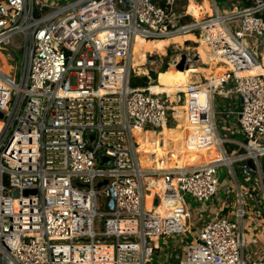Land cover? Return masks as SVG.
<instances>
[{
    "label": "built area",
    "instance_id": "2783aa9c",
    "mask_svg": "<svg viewBox=\"0 0 264 264\" xmlns=\"http://www.w3.org/2000/svg\"><path fill=\"white\" fill-rule=\"evenodd\" d=\"M208 1L212 13L198 19L188 0H130V8L122 0H0V46L24 51L18 73L0 69V264H153L155 237L189 232L186 196L203 214L220 191L223 166L239 182L231 188L235 218L204 221L187 239L181 264H264V255H246L243 225L255 197L264 204V74L238 73L264 67V0ZM188 33L232 66L219 84L205 78L177 91L181 103L189 96L196 147L215 145L222 157L142 170L133 131L157 130L173 103L152 89L156 79L131 85L135 39ZM7 50L8 63L15 56ZM232 95L236 109L222 108ZM152 185L180 201L181 213L145 210ZM28 189L37 192L25 196ZM161 201L158 195L153 202Z\"/></svg>",
    "mask_w": 264,
    "mask_h": 264
},
{
    "label": "crops",
    "instance_id": "0c3cea01",
    "mask_svg": "<svg viewBox=\"0 0 264 264\" xmlns=\"http://www.w3.org/2000/svg\"><path fill=\"white\" fill-rule=\"evenodd\" d=\"M195 1L197 2V0H195ZM189 4H190V0H188V6H189ZM193 8L195 10H192V12H193L192 14L196 18H199L203 15L201 13V14H198V16H197V8H195V7H193ZM192 34L196 37L199 36V35H197V33H188V34H186V37H188L190 35L192 36ZM194 42L195 41H192V40H185V45L183 46V48L185 50L191 49V46H187V44L188 43H194ZM197 42H199V39L197 40ZM163 45L166 46L165 44H163ZM171 45H175V44L171 43ZM171 45H169V46H171ZM199 45H200V43H199ZM169 46L166 47V50L169 48ZM150 48H153V44H151ZM198 48H199V46L196 49L197 54H198ZM193 54H189V55L193 56ZM146 58H147V55H146V57L142 58L143 60H142V62H140L141 64H137L136 67L137 66L143 67L144 65H146L147 64ZM176 62L177 61H175L173 63L174 66H175ZM199 62H201L202 65H206L202 61L197 62V66H198L197 77L199 76V74H204L205 75L204 78H206V79H208L206 75H209L212 78L213 77L222 78L221 76L223 75V72L217 70L216 66L213 67V65H212L211 67H208L206 65V69H205L204 67H202L200 65ZM177 71H179V70H177ZM146 72H148V71H146ZM186 73H191V72L182 73L181 71H179L178 76H176V74H174V72H173L172 77H170V79H173L175 81V83H178V82L184 83L186 79H189V80H191V81H189V84H194V83H197L199 81H202V80H200V78H197V81H194L193 78L196 77V75L193 77H188V76H185ZM164 131H167V135L163 139L158 140L157 142H155L153 144L154 147H156L160 150H156L153 152H150V151L147 152L148 159L145 158V160H147V162L149 160V162H150L149 168L150 169L157 168V169L163 170V169H170V168H178L181 166L191 167V166H193L197 163L203 162V161H216V160L220 159L219 158V159L213 160L209 155V156H204V157H202V159L197 160V158L195 156H192L193 151L198 152L201 150H207L211 147L217 148L218 151H220V150H219V147H217L215 145L210 146V147H206L204 149H199L198 147L193 145L194 142L192 141V139L188 138L187 131L184 128H182L180 126L176 127V125L174 123L169 122L166 125V128L164 129ZM147 132H148V130L145 129L143 131L142 137H144V135ZM142 137L138 141V144L143 141ZM184 137H185V139L183 140ZM138 144H137V146H138ZM185 154H190V157L192 159L190 164H187L186 162H184L183 155H185ZM230 183H231V185H233V188H235V187H237V184L239 182L234 180V184L232 181ZM166 193L163 190V188L159 185L155 186L153 191L151 190V195H152V209H151V211H154L155 213H159V214H164L168 211H170L171 213H176V212L181 213L180 211L183 207L182 203L180 201L172 200L170 196H166ZM158 195L161 197V199L163 201H161L160 204L155 205L153 201H154V198ZM218 195H219V193L217 194V196ZM228 196H233V195L227 194L226 199H224L220 204L219 203L216 204L214 208H212V207L210 208L206 204H204V206L202 207L203 210H205L206 212L208 211L210 214L206 217L202 216L203 218L200 217V215H197L198 216L197 223L193 221V211L190 210L189 205L186 203V199H185V203H184L185 208H186L187 212L190 213L189 219L187 221V229H189V232L177 233V234L165 236L164 238H161V239H163V245H167V243H169L168 239H170V238L178 239L177 237H181V238H179L178 244L183 243L185 241V237L191 236L193 234L194 230L197 229V233H198L200 227L202 226L204 221H206L207 217L210 218V217H214V216H218V215L219 216L220 215H227L230 218H235L234 200L232 202H228V200H227V199H229ZM164 197L166 199H164ZM257 200H258V198L255 197V199L251 202V205L249 206V210H247V212H248L247 216L243 222V225H244L246 232H247V247H246L245 253L249 258H252V259H260L264 255V204L259 206L258 205L259 203ZM197 212H199L198 209H197ZM180 217L184 221L185 216L181 215ZM195 227H197V228L195 229ZM195 235H192V236L194 237ZM161 239L158 240V238L155 237L156 245H157V247L160 248L159 250H156L155 253L159 256V258H165L166 260H168V262H165V260H164L163 263L159 262L158 264H177L176 262L179 260H180V264H181V257L183 258V254L186 250V243L187 242H185V244L180 248V252L182 251L181 255H178L177 253L179 251H177V252H175V256L173 257L174 254H172V252H170L167 255L163 253V251L165 250V247L161 244V242H162ZM175 243H177V242L175 241Z\"/></svg>",
    "mask_w": 264,
    "mask_h": 264
},
{
    "label": "rangeland",
    "instance_id": "374dc122",
    "mask_svg": "<svg viewBox=\"0 0 264 264\" xmlns=\"http://www.w3.org/2000/svg\"><path fill=\"white\" fill-rule=\"evenodd\" d=\"M48 4H53V5H62L64 3L67 2V0H46ZM204 5L205 0H203ZM219 4L221 5V1H219ZM198 35V34H197ZM200 39L199 36H194L192 34V36H188L186 37V35H183L182 38L180 37H174L172 38L173 41H171V43L175 44V45H166L164 46V48L162 46H160V40L158 39H153L152 42L149 40H146V43L140 47V49L136 52V59L137 58H143L142 55H146L148 53H150L147 64L143 66V68H145L148 72L146 73H138L136 71V73L134 74V77L131 78V85L132 86H139V87H143L145 85L148 84L150 80V78L152 80H157L158 83H162L160 82L159 79H166L172 77V73L176 72V76L179 75V71H177V69H172L171 66L173 65V61L179 56H182L183 54H197V47L200 46L199 42H197V40ZM176 40V41H175ZM185 40H192L195 41L194 43H188L187 46H191V49H187L185 50L183 48V46L185 45ZM198 43V44H197ZM18 45H21L22 42H17ZM151 44H154V48H150ZM169 46V48L166 50V47ZM187 48V47H186ZM163 49V51H162ZM6 47L5 46H0V59L3 63V67H4V72L5 73H9L10 71L12 73H18L19 70L21 69V65L24 61V51L22 49H18L16 51H13L12 48L8 49L7 52H11L14 55H11L12 58L15 59L13 61L8 60V63L6 61V58L3 54H6ZM200 65L202 67H204L206 69V65H202L201 62H199ZM12 66V67H11ZM12 68V70H11ZM216 69L223 72V74H225L229 68L227 66H222V65H216ZM197 75V71L191 72V73H186L185 76L188 77H193ZM204 74H199L198 77H194L193 80L197 81V78H200V80H205L204 78ZM150 77V78H149ZM156 82V81H155ZM163 84V83H162ZM231 86H233V82L230 84ZM229 85V86H230ZM203 103V100H201V104ZM234 103L235 104H239V97L237 95H232L230 99L228 100H224L221 101V107L224 108V106L228 109V108H235L234 107ZM231 122V120H230ZM233 123H235L234 121H232ZM221 133L223 134V130L222 128H220ZM167 135V131H164V129H157V130H148V132L144 135V137H142L143 141L140 142L138 144V152H139V157H140V162H141V166L144 167L145 166V158L148 159V154L147 152H153L156 150H160L156 147H154V143L157 142L158 140L163 139L165 136ZM238 139L244 140V136L243 135H238L236 136ZM185 139V137L183 138V140ZM227 146V144L225 145ZM159 152V151H158ZM215 160V159H219L221 158V153L220 151H218L217 148L211 147L207 150H201V151H193L192 152V156H195L197 158V160L202 159V157L204 156H209ZM183 160L184 162H186L187 164H190L192 159L190 157V154H185L183 155ZM148 163L150 164L149 160ZM236 168V172L238 174L239 177V181L242 182V180L244 179L238 169L237 164L235 165ZM228 168L227 167H220L219 168V172H218V176L220 179V191H219V195L215 198H213L212 200L206 202V205L208 207H212L214 208L216 204H220L224 199H226L227 194L232 195L231 194V188L233 189V185H231V181L234 184V178H232L229 174H227ZM229 199L228 202H232L234 200L233 196H228ZM186 203L189 205V208L191 211H193V221L197 223V215L200 216H206L207 212L203 211V214H199L200 212H197V209L199 208V206H201L200 203H198L197 201H195L192 197L190 196H186ZM247 210H249V206L247 207ZM199 211V210H198ZM211 211V210H210ZM209 213V212H208ZM210 214V213H209ZM210 218L207 217L206 221H208ZM197 227H195L196 229ZM197 233V229L193 231L192 235H195ZM191 235V236H192ZM189 236V237H191ZM188 236L185 237V241L181 244H178L179 238L181 237H177L178 239H173L170 238L168 239L167 245H163V239L161 244L165 247V250L163 251L164 254H169L170 252H172L173 257L175 256V252L179 251L177 254L181 255L182 251L180 252V248L185 244V242H187V239H189ZM175 241L177 243H175ZM177 247H176V246ZM176 247V248H175ZM163 254V255H164ZM172 257V258H173ZM168 262V260H166L165 258H159V256L157 254H155L154 257V261L153 264H158L159 262ZM177 261V260H176ZM177 264H180V260L176 262Z\"/></svg>",
    "mask_w": 264,
    "mask_h": 264
},
{
    "label": "bare ground",
    "instance_id": "6f19581e",
    "mask_svg": "<svg viewBox=\"0 0 264 264\" xmlns=\"http://www.w3.org/2000/svg\"><path fill=\"white\" fill-rule=\"evenodd\" d=\"M205 3L206 4L204 5L203 2L202 3H197L195 0H190L188 11L190 13H193L192 10H195L193 8V7H195V8H197V16H198V14H201V13L203 15L205 13H210L211 14L212 13V9L210 7L209 1L205 0ZM202 16L199 17L198 19H201ZM175 36L176 37H180V38L183 37V35H175ZM175 36L169 37V38H159L158 40H160V42H159L160 46H162L164 48L163 44L171 45L172 38H174ZM146 40H149V39H145L143 37H139L138 36L135 39L133 50H132L131 64H132L133 67H135V69H136V71L138 73H145L147 71L142 66H137L136 67L137 64H141L140 62H142L143 59L142 58H137L136 59V57H135L136 52L140 49V47H142L146 43ZM152 40L153 39H150L149 41L152 42ZM199 43H200V46L198 48V54L193 55V60H194L195 64L192 63L191 65L186 66L185 68H182V69L177 68L176 64H175V66L173 64L171 66V68L172 69L175 68V69L181 71L182 73L194 72V71L198 70L197 62L198 61H202L208 67H211L212 65H213V67H215L216 65H222V66H227L229 68V70L232 69V66L227 61H224V63H219L220 58L216 57L213 54L211 46L209 45L208 42H206V40L203 37H200ZM154 47L155 46L153 44V48ZM162 51H163V49H162ZM142 57L144 58L145 55H142ZM178 59H180V56L178 57ZM174 61H178L177 58ZM0 69L4 72V67H3V63L1 61V59H0ZM238 73L240 75H260V74H264V67H263V65H256L254 67H250V68L243 69L242 71H238ZM174 74H176V72H174ZM224 75L225 74H223L221 77H224ZM206 76H207L208 80L211 81V83L219 84L220 81H221L220 77H218V78L213 77L212 78L209 75H206ZM196 77H197V75H196ZM189 81H191V80L186 79L184 83L183 82L175 83V81L173 79L167 78V81H166L165 84L157 82L156 84L152 85V89L154 91L159 92V93L166 92L169 95V99H170L171 103H173V106H171L169 108V118L158 129H163V128L165 129L166 125L169 122L170 123H174L176 125V127L180 126V127L184 128L187 131L188 138H190L191 133H192V127H191V125L188 122L187 114H186L187 113V105H188V101H189V96L188 95L186 96V103H181L179 101L180 95L177 94L178 90H184V89H186L187 86L191 85V84H189ZM194 84H196V83H194ZM205 88H206V86L202 85L201 90H204ZM144 130L145 129L142 130V129L138 128V129H135L133 131V134L136 137L137 143L140 140V138L143 136V131ZM190 139H192V138H190ZM192 141H193V139H192ZM193 145H195V144H193ZM137 151H138V146H137ZM138 161L140 163V167H141L142 170L143 169H150L149 168V163L147 162V160H145V166L144 167L141 166V162H140V157L139 156H138ZM209 162H213V161H203V162L197 163V164H195V165H193L191 167L200 166L202 164L209 163ZM178 168H190V167L181 166V167H178ZM170 169H173V168H170ZM153 170H157V168H155ZM154 187H155V185H152L151 187H149V192H146L145 195H144V208L147 211H151V209H152L151 190L153 191Z\"/></svg>",
    "mask_w": 264,
    "mask_h": 264
},
{
    "label": "water",
    "instance_id": "95a60500",
    "mask_svg": "<svg viewBox=\"0 0 264 264\" xmlns=\"http://www.w3.org/2000/svg\"><path fill=\"white\" fill-rule=\"evenodd\" d=\"M123 3L125 4L126 8H130V0H122ZM188 63L190 64L191 63V60L188 61ZM186 66H189L188 64L186 65V54H183L182 57H181V61L179 63H177V68L179 69H182V68H185ZM242 110V107L239 106L237 108V111L240 112ZM0 117H2V113L0 112ZM248 164L252 167V168H256L253 160H249L248 161ZM260 169H261V172L263 174V179H264V153L260 156ZM106 183V182H104ZM104 183H99V187L104 184ZM36 190H25L24 191V195H29V194H36ZM18 193L15 192V195H17Z\"/></svg>",
    "mask_w": 264,
    "mask_h": 264
},
{
    "label": "trees",
    "instance_id": "16d2710c",
    "mask_svg": "<svg viewBox=\"0 0 264 264\" xmlns=\"http://www.w3.org/2000/svg\"><path fill=\"white\" fill-rule=\"evenodd\" d=\"M155 2H157L158 4H163V0H154ZM160 80V82H162V83H166V79H164V78H162V79H159Z\"/></svg>",
    "mask_w": 264,
    "mask_h": 264
}]
</instances>
